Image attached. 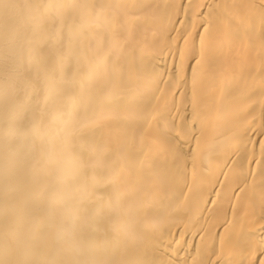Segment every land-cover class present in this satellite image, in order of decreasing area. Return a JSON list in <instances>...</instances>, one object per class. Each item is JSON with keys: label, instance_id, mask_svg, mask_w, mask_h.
<instances>
[{"label": "bare ground", "instance_id": "bare-ground-1", "mask_svg": "<svg viewBox=\"0 0 264 264\" xmlns=\"http://www.w3.org/2000/svg\"><path fill=\"white\" fill-rule=\"evenodd\" d=\"M0 264H264V0H0Z\"/></svg>", "mask_w": 264, "mask_h": 264}]
</instances>
